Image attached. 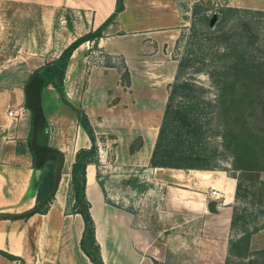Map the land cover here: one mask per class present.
I'll list each match as a JSON object with an SVG mask.
<instances>
[{"label": "rangeland", "instance_id": "374dc122", "mask_svg": "<svg viewBox=\"0 0 264 264\" xmlns=\"http://www.w3.org/2000/svg\"><path fill=\"white\" fill-rule=\"evenodd\" d=\"M105 1L61 0L55 13L44 19L42 7L36 2L0 0V151L6 146L20 150L28 144L33 113L26 104L25 86L39 68L58 59L74 38L87 32V20L96 15V8ZM175 2L177 24L161 26L171 19L163 16L157 6H167L169 0H130L131 7L122 17L124 27L118 33L111 30L106 36L115 41V50L118 45L121 47L120 53H109L108 48L86 43L72 55L66 73L56 80V85L44 81L45 118L39 134L46 144L73 155L79 128L87 132L83 106L89 83L94 84V95L108 96L104 105L109 106L118 102V94L125 97V107L139 95L167 96L171 99L167 100V142L186 151V155H201L196 165L224 171L237 180L229 264H264V95L239 100L229 94L223 105L219 86L225 77L222 70L235 62L222 53H240V44L250 51L252 59L264 58V15L230 13L223 19L222 11L229 7L264 11V0ZM230 48L234 49L229 51ZM219 69L222 77L219 75L216 81L212 72L218 73ZM262 78L258 77L256 82ZM100 106L101 103L96 105ZM166 108L163 117L136 118V123L144 126L155 121L160 131ZM11 109H17L18 115L8 116ZM124 116L126 125L133 122L127 112ZM186 116L198 118V134L189 126ZM112 118L106 128L118 125ZM226 121L230 124L228 131L224 128ZM176 125L186 126L187 132L180 133ZM126 127L128 139L129 126ZM92 135L93 146L79 150L73 158L95 164L98 176L108 178L103 188L109 202L116 205L120 198L119 203L124 205L126 196L127 205L132 207L137 172L135 167L119 164L118 136L111 131L101 134L95 130ZM119 135L123 141V129ZM142 142L141 137L134 140L131 151ZM58 160L57 154H49L41 163V171L56 167ZM172 161L188 163L186 158ZM86 245L96 257L92 241Z\"/></svg>", "mask_w": 264, "mask_h": 264}, {"label": "crops", "instance_id": "0c3cea01", "mask_svg": "<svg viewBox=\"0 0 264 264\" xmlns=\"http://www.w3.org/2000/svg\"><path fill=\"white\" fill-rule=\"evenodd\" d=\"M10 1L36 2L42 7L44 19L62 4L61 0ZM174 4L175 0H169L167 6H157L163 16L171 19L161 26L177 24L178 9ZM130 7V0H124V10L116 13L103 37L97 42L84 44H97L98 48L110 49L109 53H120L121 47L118 45L115 50V41L106 36L111 30H116L115 33L122 30L125 24L122 17ZM116 8L117 0L102 2L96 8V15L87 20L89 29L85 34L100 27L115 14ZM92 86L94 84L89 83L86 89L83 109L93 130L116 134L117 147L120 148V152L117 151L119 164L135 167L137 172L132 186V207H129L126 196L123 197L124 205L119 203L120 198L116 205L109 202L103 188L108 178L98 176L95 164L86 167L85 193L91 204L95 237L104 264H228L233 242L237 180L224 171L152 167L159 127L151 120L139 126L136 118L163 117L167 96L147 94L142 98L139 95L125 107V97L118 94V102L109 106L104 105L108 96L94 95ZM98 103H101L100 108L96 107ZM126 112L133 117V122L128 125L124 118ZM111 116L118 123L114 129L105 126ZM126 126L130 132L128 139ZM120 129L125 132L123 141ZM139 137L143 141L141 146L131 151L133 141ZM75 141L74 156L79 150L93 146L90 136L82 128H79ZM58 149L64 162L55 195L46 212L28 217L23 215L35 208L42 179L31 141L30 146L23 145L20 150L6 146L0 151V215H6L0 217V264H94L81 247L84 219L81 214L71 212L72 166L76 161L65 149ZM100 177L104 178L100 180ZM213 190H218L222 199L211 195ZM211 201L217 202L214 210L209 209ZM2 252L17 259H9Z\"/></svg>", "mask_w": 264, "mask_h": 264}, {"label": "trees", "instance_id": "16d2710c", "mask_svg": "<svg viewBox=\"0 0 264 264\" xmlns=\"http://www.w3.org/2000/svg\"><path fill=\"white\" fill-rule=\"evenodd\" d=\"M124 10V0H117V8L115 14L111 15L100 27H98L95 31L89 32L75 41H73L68 47H66L63 52L60 54L58 59L53 61L52 63H48L47 65L39 68L34 75H39L45 81L53 83L56 85V80L66 73L68 62L75 50H77L82 44L87 41L98 40L103 37L104 29L111 23L112 19L115 17L116 13H119ZM230 13H248L255 16L264 15V11H254L249 9H239L234 7H229L222 11L223 19L228 16ZM262 43H260L261 45ZM239 45L238 49L234 46L237 51L240 53H222L223 57H231L235 60L233 64L229 67H224L222 70L223 78L222 83H219L220 86V100L223 105L228 101L227 96H230L232 99H246L254 96L255 94L264 95V58H254L250 57V51L246 48H241ZM234 48H230L231 51ZM235 52V51H234ZM230 58V59H231ZM33 75V76H34ZM213 78L217 81L218 76L220 75V69L218 73L216 70L212 72ZM222 77V75H220ZM260 77L262 80L260 82H256L257 78ZM233 79V80H232ZM169 102L171 99L168 100ZM170 104V103H169ZM170 105H167L166 115L164 117L163 124L160 127L157 143L153 152V156L151 158V166L152 167H162V168H176V169H201L207 170L208 167H204L203 165H196L200 161L201 155L194 152H188L180 150L179 148H174L170 143L167 142V113ZM222 110H225L223 108ZM83 115V114H82ZM224 116H227V113H223ZM85 123L84 128L87 129V133L90 136L91 140L94 141V137L92 135L93 129L87 118V116L83 115ZM188 118V119H187ZM185 119L189 122V126H193V131L195 134L199 133L200 127L197 125L198 118L196 117H185ZM195 123V124H193ZM180 131V133L185 132V127L183 125H176ZM225 130H229L230 124L229 122H224ZM226 131V132H227ZM187 132V131H186ZM47 137V136H46ZM38 140L41 144H46V139H42V134H39ZM31 141V133L28 139V145L30 146ZM173 148V149H172ZM175 158H186L188 163L179 162L175 163ZM181 160V159H180ZM192 161V162H189ZM88 162H83L78 159L72 168V179H71V188H70V206L71 212L74 214H81L84 222H85V231L83 238L81 240V247L83 251L89 256V258L93 261L94 264H104L100 247L96 241L95 237V223L90 213L91 204L86 197V167ZM54 169L55 165L49 166L47 169H44L42 172L41 183L38 187L37 191V201L35 208L42 202V200L51 192L54 182ZM238 189V186H237ZM51 200L47 202L44 206H42L38 212L44 213L47 211ZM30 213V211L28 212ZM28 217V215H27ZM235 215L233 219V227L235 226ZM91 240L93 245L95 246L96 257H94L89 249L87 248L86 243ZM9 259H17L13 255L2 252ZM229 264V263H228Z\"/></svg>", "mask_w": 264, "mask_h": 264}, {"label": "water", "instance_id": "95a60500", "mask_svg": "<svg viewBox=\"0 0 264 264\" xmlns=\"http://www.w3.org/2000/svg\"><path fill=\"white\" fill-rule=\"evenodd\" d=\"M44 80L39 75H34L29 80L28 84L25 86L26 94V104L29 109H31L32 116V136H31V147L36 157L37 166L40 167L43 159L49 154H57L59 157L58 163L54 169V182L51 192L42 200V202L34 209L30 210V213L26 212L23 216L27 217L37 213L38 210L49 202L55 195L59 179L61 176V171L63 168L64 156L61 151L49 146L43 145L38 141V135L40 132L41 122L44 120V110L42 105V88ZM104 177H100L102 180ZM217 202L211 201L209 203V209L214 210ZM6 215L1 214L0 217H5ZM11 217V215L9 216Z\"/></svg>", "mask_w": 264, "mask_h": 264}, {"label": "built area", "instance_id": "2783aa9c", "mask_svg": "<svg viewBox=\"0 0 264 264\" xmlns=\"http://www.w3.org/2000/svg\"><path fill=\"white\" fill-rule=\"evenodd\" d=\"M18 110L17 109H11L9 112H8V116H10V117H15V116H17L18 115ZM211 195H213L215 198H217V199H220V198H222V196L223 195H221V194H219L218 193V190H213V191H211Z\"/></svg>", "mask_w": 264, "mask_h": 264}]
</instances>
